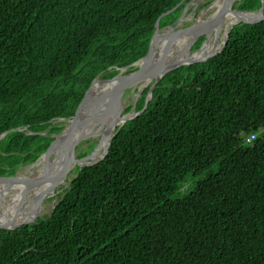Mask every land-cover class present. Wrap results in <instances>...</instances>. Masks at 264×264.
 Instances as JSON below:
<instances>
[{"label":"trees","instance_id":"obj_1","mask_svg":"<svg viewBox=\"0 0 264 264\" xmlns=\"http://www.w3.org/2000/svg\"><path fill=\"white\" fill-rule=\"evenodd\" d=\"M189 1L0 0V134L17 128L0 138V175L37 160L96 76L135 69L158 16L179 3L167 26ZM74 170L50 213L0 233V264H264V20L166 73L106 156Z\"/></svg>","mask_w":264,"mask_h":264},{"label":"water","instance_id":"obj_2","mask_svg":"<svg viewBox=\"0 0 264 264\" xmlns=\"http://www.w3.org/2000/svg\"><path fill=\"white\" fill-rule=\"evenodd\" d=\"M215 1L216 0H213L212 2H210L204 10H202L200 13H198L195 20L190 25H188L186 27H181V28H178L175 30H173V29L178 24V22L181 20V17L183 15L185 7L183 8V11L180 14V16L174 22H172L171 24L164 26V27H159L160 19L163 16L171 13L177 7V5L179 3L176 6H174L173 8L161 13L155 21V24H154L155 27H154V31L151 35V38H150V43H149V48H148L147 53L143 57L138 59L137 61L133 62V65L136 68L129 71V72H125L126 68H121L120 71L115 76H113L111 78H100L99 76H96V78L91 82V84L89 85V87L87 88L85 93L83 94L80 101L73 108L70 115L68 117H58L56 119V121H60V122L64 123V127L60 131V133H58L54 136V139L51 141V143L49 144L46 151L39 156V158L46 156L48 154L50 147L57 140L65 141L66 147H67L66 163L63 165L62 168H60L57 171V173L54 176L48 174V172H46L45 167L41 173L31 172L30 174H27V175H21L20 174L21 171L17 170L16 173L13 175H0V182H8V181H12V180H18V181H24L25 182L24 183L25 184L24 189L20 191V193L18 195V199L14 203V206H15L14 211L16 213L15 214L16 216L19 213L18 209L23 205L25 199L27 198L26 193L28 191H31V189H33L34 187H36L40 183L47 181L49 178H51V177L54 178V183L51 184V186L48 188V190L44 194H42V192H43L42 191L39 194H34V195L30 196L35 203V206H34L35 211H33L34 213L30 217H28L24 220H21V221H16L14 218L13 219L9 218V219H5V220H0V233L5 232V231H9V230H14V229L20 227L21 225L33 223L36 220V218L42 217V215H43L41 212L42 200L45 198L46 195H55L56 194V192L58 191V190H56V188L61 183H63L64 179L66 178V176L68 175V173L70 172V170L72 169V167L74 165L89 166V165H93V164L99 162L100 160H102L107 154L108 147H109V144H110L112 137L116 134V132L119 130V128L123 125L124 122L134 119L135 117L140 115L145 110L147 104L149 103L150 99L152 98V92H153V89L155 88L156 83L166 73H168L169 71L176 69L177 67L182 66V65L204 62L207 59L217 55L223 49L224 45L226 44L227 39H228V35H229V31L231 30V28L234 24H236L238 22H241V23H257V22L264 20V3H263V0H262V5L257 10H254V11L242 10V9H238V8L233 7L234 2L236 0H222L223 1V6H222L223 9L233 13L236 16L242 12H249V13H256L257 17L255 16L251 19H242L240 16L237 17L238 20L236 22H234L232 25H230L227 30L223 31V35L221 38V45L217 49L214 47L212 49V51L210 52V54L207 56L200 57V58H176L174 60L172 59V60L167 61L166 58L168 56V53H169L172 45L174 44L175 39L179 35L187 32V31H190L193 28L198 27V26H202V25L211 26V25H215V24L217 25L218 20L220 18V15L218 13L204 19L203 21H199L200 18H202V15L209 9V7L211 5L214 4ZM219 32H220V27L214 29V34H213L214 45L217 42ZM162 33L167 35L166 42L164 43L163 46L157 48L156 40H157L158 36L161 35ZM205 38H206V36H205ZM204 40H203V42H204ZM202 43H201V45H202ZM159 61H162V65L160 67H158L155 70H150V71H148V73H146L147 69L149 70L155 63H157ZM138 78H141V79L146 78L145 80L148 81V84L151 83L149 86V89L145 95L143 107L138 111L135 110L137 99H138V97L142 91V89L140 87H137L136 88V98L134 99L130 110L128 112L124 113L123 110H124L126 105H122L121 109H122V116L124 117V120L122 123L117 125L118 127L116 130L114 129L110 140L107 141L106 144L103 146L101 156L96 160H93L91 158L92 154L94 153V151L96 149V146H97V144H96L94 146L93 150L89 154L82 156V157H77L75 149H76V146L78 145V143L82 140L89 139V138L93 137V134L92 133L81 134L74 139L70 138V136H72V133H73L75 126L78 125V119H77L76 115H77V112L79 110V107L84 102V100L88 97L89 89H90L91 85L94 83V81L98 80L101 82H105V81L115 80L114 85L112 86L111 90L108 92L107 96L104 99L98 101V103L96 104L95 114H98L102 111V107L105 104V102L108 103V102L112 101L114 98H119V101L121 103V99H122L124 92L127 89H134L130 86L133 85L135 83V81H138ZM25 127H28V126H25ZM16 129L17 128L5 130L3 133L0 134V138H2L8 131H12V130H16ZM65 129H67L66 132H65ZM37 160H35L30 165H34ZM54 206H55V203L53 204V208H54Z\"/></svg>","mask_w":264,"mask_h":264},{"label":"bare ground","instance_id":"obj_3","mask_svg":"<svg viewBox=\"0 0 264 264\" xmlns=\"http://www.w3.org/2000/svg\"><path fill=\"white\" fill-rule=\"evenodd\" d=\"M223 1L222 0H216L213 5L209 7L208 10H212L210 13V16L215 15L218 13L220 15V18L218 20L217 25H202L193 28L190 31H187L185 33H182L179 35L176 39L174 44L172 45L168 56L167 61L174 60L176 58H200L204 57L210 54L212 49L215 47L216 49L221 45V41L219 39L221 31H225L229 28L230 25H232L234 22H236L238 19L237 17H241L242 19H251L256 16V13H249V12H242L239 13V15H234L233 13L226 11L223 9ZM208 15V17H210ZM257 17V16H256ZM204 18H200L199 21H203ZM220 27V32L217 38V42L214 45V29ZM207 32V37L205 38V43L203 46L201 45L197 50L190 51L189 45L192 44V42L197 39L202 33ZM223 35V32H222ZM166 34H161L158 36L156 40V46L157 48L164 45L166 42ZM222 38V36H221ZM162 65V61H159L155 63L149 70H146V73L150 70H155L158 67ZM141 78H138V81H135L133 85L130 87H140L143 89L146 85H148V81ZM115 80L112 81H94V83L91 85L89 89V95L84 100V102L79 107V110L77 112V119H78V125L75 126L72 136L70 138L74 139L78 137L81 134H87L92 133L93 136L96 138L98 137L101 130L105 127L107 131H110L107 135V137L101 142L105 144L107 141L110 140L113 131L115 127L122 123L124 120V117L122 114H119L121 111V103L119 101V98H114L110 102H105V104L102 107V111L98 114H95V106L98 103V101L104 99L108 92L111 90L112 86L114 85ZM121 104V105H120ZM112 123H115L114 125ZM113 129V131H111ZM67 129H65V132ZM96 150V149H95ZM52 156V157H51ZM92 158L93 160H96L100 157ZM47 158V159H46ZM67 158V147L65 141L57 140L53 143V145L50 147L48 154L46 156H43L39 158L40 160L35 163V166H41L38 170V173H41L44 170V167L46 169V172L48 174L54 176L57 171L63 167V165L66 163ZM74 167V166H73ZM72 167V168H73ZM33 169V168H32ZM25 172V171H24ZM24 174V173H23ZM66 182V178L64 179L63 183ZM24 181H18V180H12L8 182H0V204L3 195L8 192H10L11 189L15 188V192L12 194L11 198L6 201L4 207H2L1 211H3V214L0 213V220L5 219H15L16 221H21L20 219L24 216H31L35 211V203L33 199L28 196L25 199V207L19 208V213L16 216L14 211V203L18 199V195L21 190L25 187ZM54 183V178L51 177L47 181H44L31 189V195L39 194L42 191V194H44L48 188L51 186V184ZM6 207L8 209L6 210ZM37 207V206H36Z\"/></svg>","mask_w":264,"mask_h":264},{"label":"rangeland","instance_id":"obj_4","mask_svg":"<svg viewBox=\"0 0 264 264\" xmlns=\"http://www.w3.org/2000/svg\"><path fill=\"white\" fill-rule=\"evenodd\" d=\"M213 0H191L189 2H187L185 4V10L183 12V15L181 17V20L178 22V24L174 27L173 30L175 29H178V28H181V27H186L188 25H190L196 18L197 14L200 13L202 10H204L207 5L212 2ZM183 11V10H182ZM212 12V10H207L203 15H202V18L206 19L208 18V15L210 16V13ZM182 13V12H181ZM222 32L223 30L221 31L220 33V36H219V39L221 41V36H222ZM163 34V33H162ZM203 36H204V39H205V36L207 37V32H204L202 33ZM202 34L200 35V37L202 36ZM199 38V37H198ZM197 38V39H198ZM195 39L191 45H189V48H190V51H195L197 50L196 48H193V43L197 40ZM206 40V39H205ZM205 40L204 42L202 43V46L203 44L205 43ZM135 88L137 87H134V89H127L123 96H122V99H121V104L122 105H128L132 100H134L136 98V91H135ZM120 104V105H121ZM121 105V107H122ZM125 106V107H126ZM119 114H122V109L120 111ZM87 141V142H86ZM98 142V139L93 136L89 139H85V140H82L78 143V145L76 146V155H87L89 154L94 146L97 144ZM95 143V144H94ZM52 157V156H51ZM40 159H38L37 161H39ZM36 161V162H37ZM41 166H35L34 165H24V166H21L19 168V170L21 171L20 174L21 175H27V174H30L31 172H34V173H37L38 170L40 169ZM75 167V165H74ZM74 167L70 170V172L68 173V175L66 176V180H69L71 179L74 175H75V170H74ZM33 168V169H32ZM25 171V172H24ZM24 173V174H23ZM199 178V177H198ZM198 178L194 179V181L198 180ZM63 184H66L65 182L64 183H61L57 188L56 190H58L56 192L55 195H46L45 198L42 200L41 202V212L42 214H48L50 213L52 210H53V204L56 203L57 201V194L58 192L62 189L61 186ZM61 188V189H60ZM55 190V191H56ZM15 192V188L11 189L10 192H8L7 194L5 193L2 197V200H1V204H0V213L3 214V211H1L2 207L6 206L5 203L7 200H9L12 196V194ZM183 191L181 192H174L172 193L170 196L171 197H181L183 195ZM28 196H32L31 195V191H28L26 193V197ZM25 201L22 205L21 208H24L25 207ZM8 209V207H6V210Z\"/></svg>","mask_w":264,"mask_h":264},{"label":"built area","instance_id":"obj_5","mask_svg":"<svg viewBox=\"0 0 264 264\" xmlns=\"http://www.w3.org/2000/svg\"><path fill=\"white\" fill-rule=\"evenodd\" d=\"M253 137L254 135H251L250 137L247 138V141H250Z\"/></svg>","mask_w":264,"mask_h":264},{"label":"clouds","instance_id":"obj_6","mask_svg":"<svg viewBox=\"0 0 264 264\" xmlns=\"http://www.w3.org/2000/svg\"><path fill=\"white\" fill-rule=\"evenodd\" d=\"M234 3H235V2H234ZM249 11H250V10H249ZM202 36H203V35H202ZM199 37H200V36H199ZM203 37H204V36H203ZM203 40H204V39H203ZM202 42H203V41H202ZM202 42H201V43H202ZM200 45H201V44H200ZM198 48H199V47H198Z\"/></svg>","mask_w":264,"mask_h":264}]
</instances>
